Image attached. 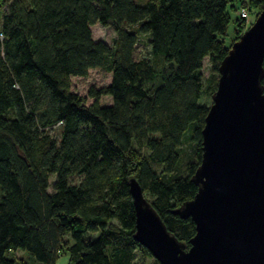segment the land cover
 <instances>
[{
	"label": "trees",
	"instance_id": "1",
	"mask_svg": "<svg viewBox=\"0 0 264 264\" xmlns=\"http://www.w3.org/2000/svg\"><path fill=\"white\" fill-rule=\"evenodd\" d=\"M255 11L264 0H241ZM229 0H0V264H144L133 237L134 177L189 245L201 130L228 48ZM110 26V44L91 25ZM234 34L243 19H235ZM141 37L151 58L135 57ZM208 57L211 71L204 79ZM264 66V61H263ZM110 72L85 103L71 88ZM264 86V78L261 81ZM108 95L109 104L99 98ZM53 176V180L50 178ZM78 176L77 183L70 177ZM150 264H160L156 259Z\"/></svg>",
	"mask_w": 264,
	"mask_h": 264
},
{
	"label": "water",
	"instance_id": "2",
	"mask_svg": "<svg viewBox=\"0 0 264 264\" xmlns=\"http://www.w3.org/2000/svg\"><path fill=\"white\" fill-rule=\"evenodd\" d=\"M264 8L228 48L201 130L187 246L171 233L134 177V239L160 264H264Z\"/></svg>",
	"mask_w": 264,
	"mask_h": 264
},
{
	"label": "rangeland",
	"instance_id": "3",
	"mask_svg": "<svg viewBox=\"0 0 264 264\" xmlns=\"http://www.w3.org/2000/svg\"><path fill=\"white\" fill-rule=\"evenodd\" d=\"M9 1V0H6ZM241 0H229V4L233 5L235 9L230 10L229 8V20L226 25V34L223 36V40L226 46H228L231 42V39L234 35L240 36L254 21L255 19V11L249 10V18L247 20H243V24L240 27H237V32L234 34V27H235V19L239 16V9H240ZM91 35L94 40H102L107 44H110L112 39L115 36L114 30L110 26H103L98 22H95L91 25ZM135 57H146L151 58L150 48L145 41V37H141L138 43L135 46ZM211 71V64L208 61V57L204 58L202 73L203 78L205 79ZM110 72L101 69V68H92L89 69L86 76H73L71 78V88L73 91L77 92L81 96L84 97L85 103L90 104L94 98L89 96V90L91 88L98 89L102 86L107 85L110 82ZM111 102V98L108 95H102L99 98L100 104H109ZM200 102L209 106L211 103V97L207 94H203ZM53 176H51L50 180H53ZM70 181L77 183L79 181L78 176L70 177ZM149 198L148 195H146ZM20 255L23 256V262L21 264H32V260L26 258L25 254L20 252ZM141 262L144 264L152 263L155 258L151 254L142 255L140 257ZM56 264H67V254L61 255L58 260L55 262Z\"/></svg>",
	"mask_w": 264,
	"mask_h": 264
},
{
	"label": "built area",
	"instance_id": "4",
	"mask_svg": "<svg viewBox=\"0 0 264 264\" xmlns=\"http://www.w3.org/2000/svg\"><path fill=\"white\" fill-rule=\"evenodd\" d=\"M239 16L243 19V20H247L249 18V13H248V9L246 7H240L239 9Z\"/></svg>",
	"mask_w": 264,
	"mask_h": 264
},
{
	"label": "crops",
	"instance_id": "5",
	"mask_svg": "<svg viewBox=\"0 0 264 264\" xmlns=\"http://www.w3.org/2000/svg\"><path fill=\"white\" fill-rule=\"evenodd\" d=\"M17 255L19 256V255H20V253H19V254H17ZM64 255H65V254H64ZM68 258H69V257H68V255H67V261H68ZM57 260H58V259H57ZM55 264H56V263H55Z\"/></svg>",
	"mask_w": 264,
	"mask_h": 264
}]
</instances>
